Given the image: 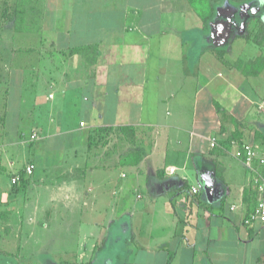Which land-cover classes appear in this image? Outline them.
I'll return each mask as SVG.
<instances>
[{"label": "crops", "instance_id": "crops-1", "mask_svg": "<svg viewBox=\"0 0 264 264\" xmlns=\"http://www.w3.org/2000/svg\"><path fill=\"white\" fill-rule=\"evenodd\" d=\"M28 3L26 23L5 18L0 46V132L11 101L31 102L19 122L27 142H0L2 170L34 165L23 190L0 195L22 239L88 264L112 243L135 264H264V224L243 225L257 195L241 152L252 143L264 158V101L254 97L264 66L248 70L264 55L253 41L264 5L221 7L204 27L188 0ZM99 127L134 136L119 137L115 159L88 154Z\"/></svg>", "mask_w": 264, "mask_h": 264}, {"label": "rangeland", "instance_id": "rangeland-1", "mask_svg": "<svg viewBox=\"0 0 264 264\" xmlns=\"http://www.w3.org/2000/svg\"><path fill=\"white\" fill-rule=\"evenodd\" d=\"M25 3H28V0H0V42H1L0 46L4 45L5 47V43L6 44L8 43L6 35L4 33H1L2 32L1 28H3L2 24L4 25L7 24L5 18L8 17L12 18V14L15 17V13L17 12V9L26 12L27 10H26V6L24 5ZM27 6L29 7V3ZM36 13L37 12L35 13L31 12L32 20L34 15H36ZM255 29H256L255 25L249 28L248 31L249 37H252V34L254 33ZM256 51L258 53V49L254 50V52ZM261 52L262 54L264 53V45L262 46ZM0 57H2L3 59L2 53H0ZM255 85H256V93L254 95V97H256L255 102L260 103L264 101V73H262L261 76L255 80ZM4 87H5L4 85L0 84V123H1V118L4 114L3 110L5 106ZM29 97L30 95L25 94L22 96L21 102L17 100L11 101L9 107H12V110L9 109L10 110L9 112L12 113L13 115L12 111L14 109L13 121L12 123L10 122L9 127H7L8 131H6V133L2 131L0 132V142L6 141L8 142V144H12L17 139L18 141L20 140L19 143L20 145H22L27 142L26 140L29 139L30 132H28L27 129H22V124H21L25 120V119L23 120V115H25L26 112L27 111L29 112V110L31 109L30 108L31 102L28 99ZM20 120H23V122L19 123ZM19 125H20V129H19L20 132L19 130H17ZM260 129L261 132H264V126ZM4 134H6V138L4 137ZM30 141H32V139H30ZM118 141H119L118 137H115L113 135L108 139V143H106L105 146L99 148L97 151L100 152L102 157H104L105 155L112 159H115L121 152V148H122L121 143ZM30 145H32L31 142ZM17 163L18 164L15 165L14 171L6 170V169L2 170L5 167H3V165H1L0 163V195L4 194L5 192H8L6 190L9 189V188L4 189L3 185L10 186V190H11V187L13 186L11 184V178L14 175V174L12 175V172L20 175L23 171L24 166L28 164L26 160H21V159ZM127 175L129 178L130 176L128 173ZM11 203L12 201L6 198V196L3 197L1 196L0 214H3L4 212L6 213L7 212L6 210ZM7 219H9V221ZM36 220L37 221L35 222L38 223L39 222L38 218ZM11 221L12 222H10V218H6L5 220L0 219V264H88L85 260L78 262L76 260H71V259H77V256H74L76 254L74 255L54 254L53 256L43 254V252L39 250L40 246L34 244L32 241L27 240L28 242H25V240L22 239L23 235L27 233L26 228L24 229V227L20 226V224L23 223L18 222L17 219ZM11 228L13 231H11ZM32 231L33 228H30V233H32ZM121 249L122 248L119 244L112 243V246H110V250L108 249L106 255L103 256L98 255L97 257H95V262L93 264H135L134 258L136 257V255H133L131 259H129L130 254H127L125 250L121 253H117ZM103 258H105V260H103Z\"/></svg>", "mask_w": 264, "mask_h": 264}, {"label": "trees", "instance_id": "trees-1", "mask_svg": "<svg viewBox=\"0 0 264 264\" xmlns=\"http://www.w3.org/2000/svg\"><path fill=\"white\" fill-rule=\"evenodd\" d=\"M192 10L196 13V15L200 18L202 24L204 27H207L208 24L214 19V16L217 14H222V11L220 8H231L233 7L232 13H239L242 11L241 6H246L247 2L249 0H188ZM26 6V10L28 8V3L24 4ZM28 11V10H27ZM26 12H23L19 9H17V12L15 13V23L24 24L26 21ZM19 12V13H18ZM230 13V10L229 12ZM253 41L255 44L260 45L261 43H264V26L261 24L260 28L255 34V37H253ZM264 66V55L262 57L257 58L254 62L250 64V67H248L253 73V75H258L261 71V67ZM127 129H111L108 127H99L90 130L88 138H87V152L88 154L97 151L99 148L103 147L108 143V139L111 136L119 137L122 136V138L125 140H128L129 138L134 136L133 132L126 131ZM125 140V141H126ZM19 182L11 187V192L18 194V192L22 189H24L28 184V178H26L22 173L19 175ZM7 215L4 212L3 214H0V219H6ZM171 258H168L167 264H170Z\"/></svg>", "mask_w": 264, "mask_h": 264}, {"label": "built area", "instance_id": "built-area-1", "mask_svg": "<svg viewBox=\"0 0 264 264\" xmlns=\"http://www.w3.org/2000/svg\"><path fill=\"white\" fill-rule=\"evenodd\" d=\"M264 110V102L261 105ZM34 136H31L33 139ZM215 146V139L210 141V147ZM242 163L245 169L253 175V184L257 195L256 203L253 209L243 218V225L247 229H255L257 226L264 224V177L257 171V167L264 165V158L259 156L258 146L252 143H246L241 147ZM34 165L29 163L23 168V175L28 178L33 174ZM19 176L14 175L11 178V184L15 185L19 182ZM192 193L195 194L196 190Z\"/></svg>", "mask_w": 264, "mask_h": 264}, {"label": "clouds", "instance_id": "clouds-1", "mask_svg": "<svg viewBox=\"0 0 264 264\" xmlns=\"http://www.w3.org/2000/svg\"><path fill=\"white\" fill-rule=\"evenodd\" d=\"M259 3L261 4V5H264V0H259ZM253 13L255 12V9H252L251 10ZM210 186V185H209ZM193 191H195V189H193Z\"/></svg>", "mask_w": 264, "mask_h": 264}]
</instances>
